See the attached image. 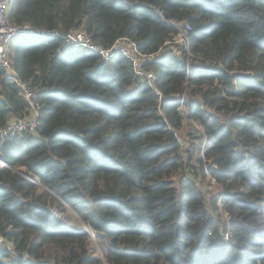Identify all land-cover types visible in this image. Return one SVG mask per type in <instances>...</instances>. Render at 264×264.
I'll return each instance as SVG.
<instances>
[{"label":"trees","instance_id":"16d2710c","mask_svg":"<svg viewBox=\"0 0 264 264\" xmlns=\"http://www.w3.org/2000/svg\"><path fill=\"white\" fill-rule=\"evenodd\" d=\"M8 6L12 22L82 27L103 47L133 38L154 54L146 64L161 96L119 52L103 58L61 36L11 40L40 106L32 131L0 135V233L17 251L0 250V264H264V0ZM175 22L190 25L188 54L164 44ZM3 72L0 129L27 110ZM185 123L194 130L182 134ZM66 205L81 226L55 214Z\"/></svg>","mask_w":264,"mask_h":264},{"label":"built area","instance_id":"2783aa9c","mask_svg":"<svg viewBox=\"0 0 264 264\" xmlns=\"http://www.w3.org/2000/svg\"><path fill=\"white\" fill-rule=\"evenodd\" d=\"M8 0H0V64L4 70L2 78H5L14 83L19 91V94L26 102L27 110L23 115H14L5 127L0 129V135H21L25 131H32L37 126L39 115V103L37 101V92L35 86H32L30 81L22 79L12 64V59L9 56V45L11 40L18 34L32 33L36 35H51L61 36L65 41L79 48H85L94 51L103 58H109L113 54L119 52L131 63L133 73L141 82L148 83L153 92L161 96V91L156 85L157 73L156 70L146 64V61L154 57L153 53H144L140 50L136 40L129 36L117 37L112 44L103 47L94 42L91 34L84 28H70L64 33L58 30H45L33 28L25 23L12 22L8 18ZM178 31L172 38L165 40L164 44H171L177 53L179 44L189 53V37L187 31L190 29L188 23L181 24L175 22ZM183 113V105H181ZM0 164L6 163L0 161ZM224 238H228V232H223ZM7 249L12 256L17 254L13 243L9 241L3 234L0 233V250Z\"/></svg>","mask_w":264,"mask_h":264},{"label":"rangeland","instance_id":"374dc122","mask_svg":"<svg viewBox=\"0 0 264 264\" xmlns=\"http://www.w3.org/2000/svg\"><path fill=\"white\" fill-rule=\"evenodd\" d=\"M176 46L178 48L180 47L179 44H177ZM179 111H180V113H182L181 106L179 107ZM192 124L195 127H197L198 129H201L200 126L196 122H193ZM187 129L194 130V129H192L190 127L189 124H186L185 123L184 124V127L182 129V134H185L186 131H187ZM182 134H181V137H183ZM181 140H182V142L184 144V147H186V148L189 147L190 148V144H189V142L187 140L186 141L184 139H181ZM209 177H210V175L207 174L206 179H209ZM203 185H204L205 190L208 191V192H212L213 193V192H215V191L218 190V188H217L216 185H214V184H208L206 181L203 183ZM54 212L61 219V221L64 224L72 225V226H81L83 224L82 221H81V219L79 218V216L73 210H71L68 207H66V209L63 212H60V211L57 212L55 210H54ZM222 214H223V212H222ZM90 246L91 247H94L93 250L96 252L97 255L102 254L101 248H100L99 244H97L96 241L95 242H92Z\"/></svg>","mask_w":264,"mask_h":264},{"label":"water","instance_id":"95a60500","mask_svg":"<svg viewBox=\"0 0 264 264\" xmlns=\"http://www.w3.org/2000/svg\"><path fill=\"white\" fill-rule=\"evenodd\" d=\"M3 162V161H2ZM6 165V164H5ZM18 173H20V174H22L23 176H26V177H28L30 180H32L33 182H36L37 183V181L35 180V179H33V178H31V177H29L26 173H25V171L23 170V169H21V168H17V169H15ZM67 206V205H66ZM68 207V206H67ZM69 208V207H68ZM86 230L87 231H89L87 228H86ZM90 232V231H89ZM90 236L94 239V235H93V233L92 232H90ZM93 242H95V240L93 241ZM93 248L94 247H90V249L91 250H93ZM100 257L101 258H103V254H100Z\"/></svg>","mask_w":264,"mask_h":264}]
</instances>
